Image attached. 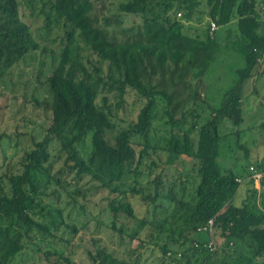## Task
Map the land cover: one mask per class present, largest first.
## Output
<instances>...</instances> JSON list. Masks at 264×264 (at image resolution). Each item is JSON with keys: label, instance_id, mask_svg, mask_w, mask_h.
Instances as JSON below:
<instances>
[{"label": "trees", "instance_id": "16d2710c", "mask_svg": "<svg viewBox=\"0 0 264 264\" xmlns=\"http://www.w3.org/2000/svg\"><path fill=\"white\" fill-rule=\"evenodd\" d=\"M113 1L0 0V81L21 60L37 51L48 53L23 21V8L31 17L44 18L46 33L64 31L60 53L53 59L49 53L45 63L49 100L31 98L51 111L45 137L24 151L15 171L0 174V264H13L27 241L38 237L54 242L58 231L77 233L53 197L59 199L71 183L75 188L69 196L81 193L78 184L85 178L95 183V191H108L111 229L121 242L126 236L130 244L147 229L140 247L128 248L126 255L93 240L94 250L88 252L92 264H209L219 249L228 247L234 256L221 264H264V194L258 205L251 201L258 190L250 170L261 173L263 186L264 161L254 162L247 175L224 170L218 162L230 133L250 157L240 143L242 130L236 128L244 122L246 81L264 73V9L258 0H118V11L111 13ZM126 16L135 17L130 26H124ZM203 16L210 22L204 23ZM212 23L222 29L212 30ZM81 43L88 55L81 54ZM229 48L241 53L245 66L214 106L207 99L204 76L217 55ZM129 92L143 106L135 121L118 130ZM158 121L165 127L161 145L151 140ZM227 128L234 131L223 133ZM158 149L167 154L164 164H191L189 172L197 180L191 195L185 194V182L168 181L162 174L143 183L155 165L147 163L149 151ZM127 177L132 179L130 188L122 184ZM248 183V196L238 203L236 193ZM133 196L149 207L142 218L131 203ZM162 201L177 205L176 223L183 219L187 227L176 232L166 218L149 219ZM210 220L211 232L204 231ZM129 222L139 228L129 230ZM211 241L214 251L204 246ZM148 250L159 252L153 263L145 257ZM43 257L53 264H72L61 248L47 250Z\"/></svg>", "mask_w": 264, "mask_h": 264}, {"label": "rangeland", "instance_id": "374dc122", "mask_svg": "<svg viewBox=\"0 0 264 264\" xmlns=\"http://www.w3.org/2000/svg\"><path fill=\"white\" fill-rule=\"evenodd\" d=\"M118 4V0L110 4L111 13L118 11ZM258 4L260 9L263 10L264 0H258ZM104 14H108L107 9L104 10ZM21 16L23 21L31 27L40 46L45 48L48 53L44 55L37 51L21 60L0 81V137H3L0 141V174L3 175L15 171L24 151L33 148L35 142L41 141L45 137L46 128L51 122V111L33 104L31 98L37 97L40 101L49 100L44 84L49 68H47L45 63H49V53L53 54L50 59L55 58L60 53L64 37V31L60 28H53L49 33H46L43 27L44 18L31 17L27 9L23 8L21 10ZM203 17H205L203 19L204 23L210 22L207 16ZM125 19L126 23L124 26H130L135 21L133 16H126ZM191 25L194 26L195 23L191 22ZM230 28L232 32L236 31L235 22L230 25ZM221 29L216 26V30L219 31ZM80 50L81 54L88 55L83 43L80 44ZM225 51L227 52L224 53ZM42 61L44 62L43 66ZM244 66L243 56L236 48H229L217 55L210 63L209 69L204 76L209 104L214 106L220 104L223 94L238 80L239 74L237 71ZM243 101L244 122L236 129L242 130L239 137L240 143L248 148L250 157L246 156L245 150L238 148L235 134L230 133L234 130L227 128L222 129L223 133H230L231 135H228V139L223 142L218 162L224 170L231 168L236 174L247 175L249 168L255 166L254 162L264 161V73L257 78L252 77L246 81ZM142 106L143 104L139 97L134 92H129L126 96L125 110L119 112L117 129L127 128L131 122L135 121ZM209 113V111H206L205 114L208 116ZM154 125L155 128H158V131L154 130L152 132V144H156L158 141V144L161 145L165 127H161V122L159 121L155 122ZM84 149L86 153L89 151V142L84 144ZM53 154L56 155L57 151L54 150ZM166 158L167 154L165 151L159 149L157 152L149 151L147 163L152 166L151 164L154 162L155 165L150 169V176L142 180L143 183L145 184L148 180H152L162 174L168 181L185 182V194L191 195L197 183L195 174L189 172L191 164L184 161L173 167L164 164ZM61 164L62 161L59 160L56 168L61 166ZM150 171H147V173ZM122 184L124 188H130L132 179L127 177ZM94 185L95 183L90 179L85 178L78 184L79 188H81V193L74 194V197L69 196V193H72L75 188L74 184L71 183L66 189H63L64 191L62 190L58 194L59 199L55 201L57 195L53 197L54 205L63 211V219L71 226H76L78 229L77 233L70 235L69 233L58 231L55 233L57 240L54 242L45 241L38 237L32 241H27L25 251L13 260V264H53L54 261L51 259L52 261L48 262L44 259L43 254L47 250L57 248H61L64 251L65 257L69 258L72 264H92L88 252L89 250H94L93 240H101L100 244L102 246H106L121 255H126L128 248L129 250H137L140 247L141 237L147 235V229L139 234L140 239H135L129 244L125 236L124 241L121 242L118 234L111 229V216L107 209V200L110 195L108 191H95ZM245 185L241 186L240 189H243L242 191L236 193L238 203L248 196L250 185L248 183L246 190L244 189ZM91 187L92 190L86 193V197H83L85 190ZM255 187L258 192H252L251 201L253 200V203L255 202L258 205L261 200L260 195L264 194V185L255 183ZM177 190L179 191V189ZM179 194H181L180 191ZM46 197L44 202L48 203V198ZM130 200L136 214L140 218L144 217L149 207L142 202L140 196H133ZM162 203L161 207L155 209V215L151 209L152 212L149 219L157 221L166 218L167 223H173L172 228L176 232H180V230L187 227V223L183 219L176 223L178 217L177 205L163 201ZM81 206H84V209ZM128 225H130L129 230L131 231L139 228L138 224H132V222H129ZM119 226L120 224L117 223V227ZM67 239L70 240L69 243L66 242ZM141 251L144 252V249H141ZM233 253L232 247L225 248V250L219 249L215 256L209 260V264H221L222 259L230 262L234 256ZM156 256H159V252L154 251L152 254L149 250L145 255V257H149L150 262ZM62 264L66 263L63 262Z\"/></svg>", "mask_w": 264, "mask_h": 264}, {"label": "built area", "instance_id": "2783aa9c", "mask_svg": "<svg viewBox=\"0 0 264 264\" xmlns=\"http://www.w3.org/2000/svg\"><path fill=\"white\" fill-rule=\"evenodd\" d=\"M211 29H212V30H215V29H216V25H215V23H212V27H211ZM250 170L253 172V174H252V178H253L254 182L257 183V184H260L261 177H262L261 173H260V172H256V171L253 169V167H251ZM212 225H213V221L210 220V221L208 222V226H205V227L203 228V230H204V231H210V232H211V230H212ZM204 246L207 247L210 251H214V250L216 249V246H215V244H214L212 241L209 242L208 244H204Z\"/></svg>", "mask_w": 264, "mask_h": 264}]
</instances>
